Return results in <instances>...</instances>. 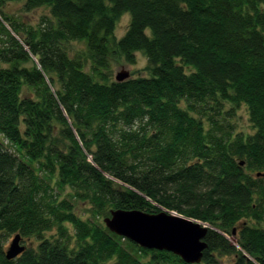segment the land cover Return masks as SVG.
Listing matches in <instances>:
<instances>
[{
    "label": "trees",
    "instance_id": "1",
    "mask_svg": "<svg viewBox=\"0 0 264 264\" xmlns=\"http://www.w3.org/2000/svg\"><path fill=\"white\" fill-rule=\"evenodd\" d=\"M117 208L210 225L199 264H264V0H0V264H192L112 232Z\"/></svg>",
    "mask_w": 264,
    "mask_h": 264
},
{
    "label": "water",
    "instance_id": "2",
    "mask_svg": "<svg viewBox=\"0 0 264 264\" xmlns=\"http://www.w3.org/2000/svg\"><path fill=\"white\" fill-rule=\"evenodd\" d=\"M130 76V71L123 68L115 78L124 81ZM104 223L115 234L143 248L173 252L187 263H201L208 247L205 237L210 225L166 209L155 213L140 209H112L104 217ZM21 239L20 234L12 238L5 251L8 259L16 258L25 250Z\"/></svg>",
    "mask_w": 264,
    "mask_h": 264
},
{
    "label": "rangeland",
    "instance_id": "3",
    "mask_svg": "<svg viewBox=\"0 0 264 264\" xmlns=\"http://www.w3.org/2000/svg\"><path fill=\"white\" fill-rule=\"evenodd\" d=\"M42 12H44V9H39L35 13V15L38 17ZM129 21H130V15L129 14H124L120 18V20L117 24L116 32H115L116 36L118 38L122 37L125 34V32L128 28V25H129ZM84 49H85V44L83 42H74L70 48V51L72 54L73 53L78 54V53H82V51H84ZM147 64H148L147 58L141 52H138L137 53V62L135 64H129V63H126L124 61L114 62L113 63V77H115V75L119 71H121L123 68H125L126 70H129L131 76H146L148 74V71L146 70ZM227 118L231 121L235 134L239 133V134L249 135V134L254 133V128L252 126V123L249 120L248 111H247L245 106H242L241 108L237 109L232 117L227 116ZM69 192H70V188L68 187L62 192L61 196L67 198V197H69V195H68ZM74 206H75V212L81 218H83L85 220H93L95 218L94 214L91 212V208H90L89 204L74 201ZM170 211L172 213H175V214L183 215L182 213H180L176 210H170ZM98 220L102 222L103 217L98 218ZM196 220H198V219H196ZM198 221L201 222V220H198ZM68 225L70 227L71 232L73 233L72 226L70 224H68ZM54 233H55L54 231L49 232L48 236H52V235H54ZM13 236H14V233L10 234L4 238L3 246H4L5 250L7 249L8 245L10 244ZM56 236H57V233H56ZM22 243L28 247L33 244V242H31L30 239H27V238L23 239ZM142 258L145 260H148V256H142ZM222 258L223 259H222L220 264H232V257L231 256H226V257H222Z\"/></svg>",
    "mask_w": 264,
    "mask_h": 264
}]
</instances>
